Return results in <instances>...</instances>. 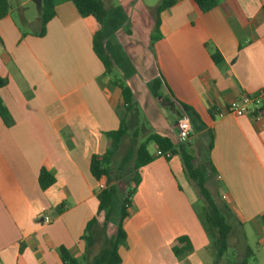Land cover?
Returning a JSON list of instances; mask_svg holds the SVG:
<instances>
[{"label": "crops", "instance_id": "obj_1", "mask_svg": "<svg viewBox=\"0 0 264 264\" xmlns=\"http://www.w3.org/2000/svg\"><path fill=\"white\" fill-rule=\"evenodd\" d=\"M7 1L0 78L8 83L0 97L12 125L0 119V264H62L59 247L78 259L87 224L93 218L102 223L98 186L105 179H94L90 160L104 155L107 135L133 117L93 52L96 34L137 106L153 100L147 84L157 78L163 97L197 115L190 150L198 143L197 164L207 168L206 186L226 207L231 248H239L233 262L224 257L219 263L238 264L248 253V264H264V117L258 123L248 115L213 113L243 94L264 91V0H215L207 12L192 0H176L160 13L153 43L148 37L161 3L102 0L106 16L99 24L80 17L70 1L55 0V17L39 37L40 0H17L14 7ZM30 2L36 15L24 12ZM208 47L218 51L221 64L212 62ZM169 115L170 121L163 117L151 126L152 133L175 141L177 118ZM207 132L213 137L209 153L196 142ZM41 168L55 178L46 191L38 185ZM140 176L119 264H212V243L199 220L202 202L179 157L158 158ZM43 216L50 224H42ZM179 238L191 247L180 258L172 251L186 247Z\"/></svg>", "mask_w": 264, "mask_h": 264}, {"label": "trees", "instance_id": "obj_2", "mask_svg": "<svg viewBox=\"0 0 264 264\" xmlns=\"http://www.w3.org/2000/svg\"><path fill=\"white\" fill-rule=\"evenodd\" d=\"M76 8L82 18L93 17L101 24L106 16V11L102 0H68ZM201 12H207L212 9L215 0H192ZM176 3V0H163L156 8L155 35L151 36V43L159 39V15L162 11L169 9ZM40 30L39 37H43L46 32L47 24L55 17V0H40ZM7 0H0V20L5 18L9 12ZM93 52L104 68L105 74L111 77L112 84L119 90L124 103L125 111L131 113L132 117L137 112V104L127 85L118 79V73H113L114 65L107 55L103 46V37L96 34L93 37ZM210 58L213 63L221 64L222 58L215 48H209ZM7 80L0 78V89L7 85ZM151 98L159 104L160 107L170 112L177 120L185 113L191 122L197 118V115L191 108L185 105L179 107L172 104L161 94L162 83L159 79H153L147 84ZM133 113V114H132ZM0 119L6 127L12 125V118L6 109L0 97ZM176 120V121H177ZM197 121V120H196ZM193 126V124H192ZM129 129L124 122L120 123L119 129L110 133L109 150L102 156H92L90 160V173L96 181L105 179V188L100 192V202L97 215L102 217L100 224L97 218H93L86 226L83 239L85 240V252L91 249L95 242L102 238L103 246L99 253L87 264H119V247L125 242L126 234L123 228L124 221L129 217V208L131 199L137 191L141 181L140 170L152 163L158 157L151 155L148 151L150 144L155 146L161 153H170L178 156L183 167L186 180L193 185L197 196L202 201V207L199 220L212 243L210 251L213 257V263L219 264L230 247V239L233 232V226L229 223L227 209L218 205L211 196L206 186L207 168L204 165L197 164L199 154L190 153L189 141L180 143L178 137L173 139L156 133H150L145 141L140 144H131L125 155L116 165L112 157L118 152L123 140L128 135ZM135 134V131L133 135ZM212 134L207 132L199 139V144H203L209 153L212 149ZM116 166V167H115ZM126 181V193L119 199V190L115 185L118 182ZM55 183V178L45 168H41L38 174V185L42 191H46ZM119 204L118 211L115 212L116 204ZM115 219V220H112ZM114 227V233L108 236L106 234L107 225ZM179 244H186V247H174L172 249L176 257H181L186 252L191 251L190 245L185 238L178 239ZM58 255L62 264H81L79 259L73 258L69 251L64 247H59ZM250 254L246 253L244 258L238 264H248ZM83 260L86 258L83 256Z\"/></svg>", "mask_w": 264, "mask_h": 264}, {"label": "rangeland", "instance_id": "obj_3", "mask_svg": "<svg viewBox=\"0 0 264 264\" xmlns=\"http://www.w3.org/2000/svg\"><path fill=\"white\" fill-rule=\"evenodd\" d=\"M161 1L162 0H146V2H149L151 4L153 3V5H158V4L161 3ZM114 2L116 3V1H114ZM9 3L14 7L16 5V3H17V0H9ZM24 12L29 13L32 16L34 14L36 15L38 10L36 8V5H34L33 3L30 2L25 7ZM13 16L16 19V21H18V23H21V22H19L20 20L17 17L16 13H14ZM155 21L156 20H154V26H153V24H151V26H152L151 27V32H150V36L148 37L150 43H151V39H150L151 36L155 35ZM139 33L142 34V31L138 30V34ZM140 34H139V36H140ZM113 73H115V74L117 73L115 68H113ZM14 75H16V74H14ZM16 76H14V80H17ZM118 79L120 81L124 82V80H123V78H121V76H119ZM140 97H141V99L144 98V96H142V95ZM147 102H148V104L145 102V103H142L143 106L140 105V106L137 107V114L135 116H133L134 120L132 118H128L124 122L126 124V126L128 127L129 132H128V135L123 140V143L121 144L118 152L115 154V156L112 157V161L116 165L119 164L120 160L125 155V152H126L127 148L131 144L143 143L145 141L146 137L150 133L152 134V130H154L153 127L151 128L152 125H155L156 127L160 126L159 122L160 121L163 122V119H162L163 117L167 121H170L169 120V118H170L169 116L170 115H169V112L167 110H165L164 108L160 107L159 104L157 102H155L154 100L150 101L148 99ZM125 113H126V115H128L130 117L132 116L131 113H128V112H125ZM151 119H152V122H150ZM175 124H176V122H175ZM175 124H174V127H175ZM191 124H193V126L195 128H197V125L199 124V122H197L195 120L194 123L191 122ZM134 131H135V134L133 135ZM189 141H191V139ZM196 142H199V141L196 140ZM194 144H195V141L193 140L192 141V145L194 146ZM148 150H149V152L151 154H153L154 149H153V146H151V144L148 146ZM195 151H196V154H199L201 152V151H199L198 143L195 145ZM195 151L191 152V150H190V153L191 154L195 153ZM115 185L117 186V188L119 190V199L121 200V196H124V194L126 193V189H127L126 181L118 182ZM200 202H202V201L200 200ZM118 205L119 204L117 203L116 207H115V212L118 211V207H119ZM112 220H115V219H112ZM108 227L110 228V225L109 226L107 225L106 234L110 231ZM111 228H112V226H111ZM107 235L110 236L109 234H107ZM231 242L232 241H230V247H232V243ZM249 242L251 243L252 240L249 239ZM102 246H103L102 238H100L99 240H97L95 242L94 246L91 249H89L88 252L84 251L83 255L78 258L80 260V263L81 264L89 263L99 253V251L101 250ZM238 253H239V248H236V249L230 248L228 250V252L226 253L225 258L227 260L233 262L236 259V256H237ZM83 256L86 258V260L82 259ZM221 261H222V259L219 262H221ZM212 264H214V263H212Z\"/></svg>", "mask_w": 264, "mask_h": 264}, {"label": "built area", "instance_id": "obj_4", "mask_svg": "<svg viewBox=\"0 0 264 264\" xmlns=\"http://www.w3.org/2000/svg\"><path fill=\"white\" fill-rule=\"evenodd\" d=\"M214 116L216 118H222L224 116H251L255 122H261L264 117V91H259L257 94H243L239 98L229 102L222 110H215ZM177 137L180 143L188 142L190 135L193 131V126L189 117L184 113L175 124ZM155 156L163 158L165 160L172 159L173 156L170 153H161L156 150ZM99 189L103 190L105 185L99 184ZM42 224H50L51 219L48 216H43L41 220Z\"/></svg>", "mask_w": 264, "mask_h": 264}]
</instances>
